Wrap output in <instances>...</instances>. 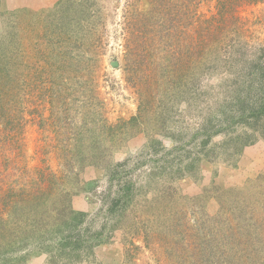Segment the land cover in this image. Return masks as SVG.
Returning <instances> with one entry per match:
<instances>
[{
    "label": "rangeland",
    "instance_id": "374dc122",
    "mask_svg": "<svg viewBox=\"0 0 264 264\" xmlns=\"http://www.w3.org/2000/svg\"><path fill=\"white\" fill-rule=\"evenodd\" d=\"M59 1L32 13L9 12L2 19L0 62L6 76L1 85L8 87L9 119L4 122L0 117V194L7 195L0 202V220L8 217L14 222L17 211L11 209L8 216L7 207L20 203L22 190L31 196L42 189L45 175L76 172L82 181L98 182L92 191L71 198L72 209L87 214L82 228L94 232L105 227V242L77 264H252L246 263L250 259L243 252L239 259L235 251L230 255L228 243L229 236L241 241L252 230L242 229L235 218L239 215H233L236 208L251 203L258 214L253 222L264 224V206L258 200L264 191L262 140L246 146L233 166L202 161L194 178L171 182L168 176L152 175L155 159L189 141L208 114V105H214L211 114L220 108L225 96L224 87L218 86L223 67L211 78H201L208 93L200 99L168 100L174 87L162 69L169 67L172 57L164 48L171 50L177 42L162 38V28L156 25L154 31L144 28L141 14L147 12L149 1L67 0L68 5L60 8L65 11L62 20L55 15ZM250 1L182 0L183 34L191 40L202 21L234 10L245 30H229L226 42L231 44L220 49L219 56L228 54L237 37L250 52L264 47V0ZM58 26L63 35L56 42ZM44 34L53 40L47 49ZM191 54L195 55L192 50ZM182 55L188 60L196 57ZM112 62L118 66L112 67ZM193 65L188 61L189 71L197 70ZM29 70L36 81L26 80ZM139 114L131 125L128 121ZM158 142L165 149L154 155ZM93 150L103 156L96 166L79 169L74 158L69 161L79 152L90 155ZM110 170L119 174L122 184L134 183L136 190L131 206L115 216L107 212L117 188L115 181L109 188ZM253 227L262 242L264 231ZM47 252L29 246L4 258L6 264H16L11 259L18 255L24 264H65L55 263ZM260 254L264 264V251Z\"/></svg>",
    "mask_w": 264,
    "mask_h": 264
},
{
    "label": "trees",
    "instance_id": "16d2710c",
    "mask_svg": "<svg viewBox=\"0 0 264 264\" xmlns=\"http://www.w3.org/2000/svg\"><path fill=\"white\" fill-rule=\"evenodd\" d=\"M147 1L150 3L149 8L147 12L141 14L144 28L150 27V31H154L152 28H155L153 26L156 25V27L162 28V38L177 42V45L172 46L171 50L164 48L165 53L172 57L169 67L162 69V76L168 75V85L174 87L170 91L168 100L176 96H182L184 100L187 99V96V100L190 98L194 101L200 99L205 95L203 92L208 93L207 90L203 91L201 78H211L218 67L224 69L222 72L224 74L220 75L218 86L224 87L225 90L220 108L211 114L212 111L209 109L214 108V105H208V114L204 113L203 121L200 122L196 132L190 136L189 141L174 145L155 159L157 164L152 168L153 178L154 176H168L170 182L185 177L194 178L199 172V164L202 161L235 165L246 146L252 145L258 140L264 142V47L250 52L251 50H245V44H241L242 42L237 37L236 42L234 40L227 51L228 54L222 55V59L219 56V50L226 48L228 43L231 44L230 40L226 42L229 30L233 29V32L237 29L245 30L237 11L217 12L209 20L202 21L197 36L194 38L191 36V40H189L186 33L183 34L184 27L181 21L183 11L180 6L182 0ZM250 2L257 3L258 0ZM63 5H68V1H59V7L55 10V15H58L60 20L65 12ZM61 7L63 9L60 10ZM214 22L217 23L214 24ZM58 28L60 31L61 28L59 26ZM74 32L75 29L70 32L69 37H72ZM61 34V31L56 34L58 36L55 39L56 42L61 41L63 35ZM45 36L46 34H44L46 40L44 48L47 49L48 44L53 40L47 39ZM234 42L239 44V47L235 46ZM191 50L195 55L191 54ZM182 53L185 56L196 57L194 60H188L189 58H185ZM0 55L2 56V54ZM187 60L191 64L195 63L193 66L197 68L196 71L188 70ZM27 65L28 68L29 66L34 68L30 64ZM5 70V64L0 62V117L4 119V122L5 119H9L5 106L7 105L5 99L8 97V87L3 88V84L1 85L3 76H6ZM16 71L18 72L17 69ZM197 71L198 73H195ZM28 78L29 81L34 80L30 70L26 80ZM46 79L43 81L48 83L49 81ZM38 80L40 81V76ZM165 98L167 99L166 96ZM138 118H140V114L137 117H132L128 122L134 125ZM108 130L114 132L115 128L109 126ZM155 132L158 133V131ZM218 136L221 137V140L214 142V138ZM171 137L175 141L180 139L174 138L172 135ZM156 146L158 149L153 152L154 155L165 149L160 142ZM187 146L189 147L186 148ZM72 158L78 163L79 169H82L88 165L100 164L99 161L103 159V156L96 150L90 155L79 152L76 157L71 156L69 161ZM69 175L74 177L70 178ZM44 180L46 183L42 182V189L41 187L37 188L36 193L31 196L22 190L18 194L20 203L14 202V205L7 207L8 216L11 214V209L12 212L17 211L13 214L14 222H9L8 217L5 221L0 220V248L4 250L0 253L2 264L7 262L4 258L6 254L17 253V250L29 246L48 251L47 253L53 256L55 263L65 261V264H77L91 255L94 246L105 242V227L94 232H91L89 228H82L87 214L75 211L71 207L72 197L81 192L92 191L98 182L82 181L76 172L64 176L59 175V177L55 173H49L45 175ZM120 180L119 174L110 170L109 188L112 189L115 183L117 185L115 192H112L111 200H107L109 195L106 198L109 206L107 212L112 216L120 212L123 213L136 198L134 183L122 184ZM49 182L50 187L48 186ZM5 196L7 195H4L3 192L0 194V202ZM258 198L264 206V191L259 192ZM247 205L236 208L237 214L233 215H239L235 218L241 220L242 229L247 230L251 227L252 230H249L246 238L241 241H236L229 236L228 246L233 250L230 255L235 251L236 259H239L241 258L239 252H243L245 258L250 259L246 263L263 264V262H259V257L261 256L260 250L264 251V233H261L262 243L253 225L260 226L261 231H264V224L253 222L258 217L256 208L249 202ZM4 207L6 206L4 205ZM230 234L231 231H229ZM11 247L12 249H10ZM14 262L24 264L22 256L19 255L11 259V263Z\"/></svg>",
    "mask_w": 264,
    "mask_h": 264
},
{
    "label": "crops",
    "instance_id": "0c3cea01",
    "mask_svg": "<svg viewBox=\"0 0 264 264\" xmlns=\"http://www.w3.org/2000/svg\"><path fill=\"white\" fill-rule=\"evenodd\" d=\"M51 1L54 0H0V29L5 14L17 11L32 13L35 10L44 8Z\"/></svg>",
    "mask_w": 264,
    "mask_h": 264
},
{
    "label": "water",
    "instance_id": "95a60500",
    "mask_svg": "<svg viewBox=\"0 0 264 264\" xmlns=\"http://www.w3.org/2000/svg\"><path fill=\"white\" fill-rule=\"evenodd\" d=\"M111 66L114 67V68H116L118 66V64H117V62H112L111 63Z\"/></svg>",
    "mask_w": 264,
    "mask_h": 264
}]
</instances>
